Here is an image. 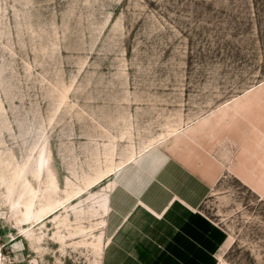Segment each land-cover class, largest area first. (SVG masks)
<instances>
[{"label": "rangeland", "instance_id": "rangeland-1", "mask_svg": "<svg viewBox=\"0 0 264 264\" xmlns=\"http://www.w3.org/2000/svg\"><path fill=\"white\" fill-rule=\"evenodd\" d=\"M264 81V0H0V264H110L115 177ZM203 209L264 264V201Z\"/></svg>", "mask_w": 264, "mask_h": 264}, {"label": "crops", "instance_id": "crops-1", "mask_svg": "<svg viewBox=\"0 0 264 264\" xmlns=\"http://www.w3.org/2000/svg\"><path fill=\"white\" fill-rule=\"evenodd\" d=\"M229 177L264 201V81L117 174L110 264H222L230 235L203 206Z\"/></svg>", "mask_w": 264, "mask_h": 264}]
</instances>
